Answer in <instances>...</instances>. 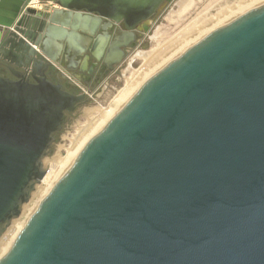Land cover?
<instances>
[{
	"label": "water",
	"instance_id": "1",
	"mask_svg": "<svg viewBox=\"0 0 264 264\" xmlns=\"http://www.w3.org/2000/svg\"><path fill=\"white\" fill-rule=\"evenodd\" d=\"M169 1L55 0L51 11L25 5L0 29V239L86 102L48 79L54 43L70 61L103 59L113 71L121 40ZM82 11L127 32L93 41L100 19L90 24ZM0 264H264V1L146 80L41 199Z\"/></svg>",
	"mask_w": 264,
	"mask_h": 264
},
{
	"label": "rangeland",
	"instance_id": "2",
	"mask_svg": "<svg viewBox=\"0 0 264 264\" xmlns=\"http://www.w3.org/2000/svg\"><path fill=\"white\" fill-rule=\"evenodd\" d=\"M182 1L183 0H170L160 9L158 14L151 19L149 30L139 36L137 44L133 50L128 53L126 62L121 69V74H115L101 87H98L99 84H96L95 89L97 90L93 95H90L91 99H89L87 103L80 105L73 113V116L68 118L61 132L55 137V141L51 147V153L47 156L44 165L46 170L45 177L53 173L50 175L47 182L42 181L39 187L35 188L30 200L25 204L26 207L24 211L21 212L20 216L15 219L16 221L13 222L2 236V241H0V245H2L3 248L2 250H5L14 241L37 208L41 199L46 195V191L59 178V174L61 175V167L59 166V168H57V166L54 169L52 165L55 163L56 159L61 160L67 158L69 148L72 146L73 139L79 135L80 128L88 125L89 119L97 117L100 118V123L98 122L100 126L97 124L98 126L96 128L98 132L108 121V119L107 121L104 119V122L101 111H108L111 113L112 117L121 106L119 99L120 91L125 88L127 80L131 77L132 73L140 70L144 64V61L136 56L137 53L151 51L157 49V47L159 48L163 44L172 43V41L180 38L183 32L191 29V27L194 29L192 30L193 36H190L189 39L186 40L183 39L185 41L183 44L172 52H169V54H167L168 56H165V58L163 57L162 60L160 59L161 61L159 60V63L157 62L154 65L155 68L153 67L151 69L152 71L150 70V72L154 74L205 37L209 32L230 22L264 0H187V2H189L188 5L186 4L187 7L184 10H180L179 4ZM217 12H223L219 18ZM207 21L209 24H206ZM158 31L160 39L155 41L153 37ZM151 73H149L147 79L152 75ZM85 110H89L91 115L86 117L84 114ZM98 115L101 116L99 117ZM9 231L13 234V237L11 240L6 241L5 238L10 233ZM4 240L6 242H4ZM8 249L9 248L3 252L2 250L0 251V259Z\"/></svg>",
	"mask_w": 264,
	"mask_h": 264
},
{
	"label": "flooded vegetation",
	"instance_id": "3",
	"mask_svg": "<svg viewBox=\"0 0 264 264\" xmlns=\"http://www.w3.org/2000/svg\"><path fill=\"white\" fill-rule=\"evenodd\" d=\"M39 2H50L49 5L56 6L55 0H39ZM166 4L167 2L162 3L150 18L135 24L133 30L131 31L133 34V37L131 39H128L125 42L124 40H121L120 43H125L126 46L121 48L123 52L121 62L114 67L113 71H109L107 69V66L105 65L103 59L99 62L94 60V64L89 66L80 65L76 69L74 64L75 61L68 60L65 68L63 69H60L55 63H50L46 72L48 75V79L53 83L60 82L69 93L85 94V103H87L89 99H91L90 95H93L97 90L95 89L96 84H99L98 87H101L102 85L107 83V81L115 74H121V69L126 62L128 53L132 51L137 44L139 36L143 35L149 30L151 19L156 16L160 9L163 8ZM78 13L80 19L86 18L88 19V21H90V24L94 23L95 20L100 19V24L97 28V32L95 36L92 37L93 41L97 36H103L104 32H107L111 37V40L109 42H117L116 38L123 36V34L127 32L126 26L123 23H115L113 21H109L102 18L99 14L96 13H89L87 11ZM74 14L75 12H73V15ZM103 27H105V31L103 30ZM71 74H79V76L76 77ZM29 81L34 83V79L32 77H29Z\"/></svg>",
	"mask_w": 264,
	"mask_h": 264
},
{
	"label": "bare ground",
	"instance_id": "4",
	"mask_svg": "<svg viewBox=\"0 0 264 264\" xmlns=\"http://www.w3.org/2000/svg\"><path fill=\"white\" fill-rule=\"evenodd\" d=\"M187 0H183L180 4H179V8L180 10H184L187 6L186 4L188 5L189 2H187ZM263 2V1H262ZM261 3V2H260ZM226 10V9H225ZM222 11V10H221ZM180 13V12H179ZM218 13V12H217ZM223 12L221 13H218V18L220 15H222ZM206 24H209V22L207 21ZM205 24V25H206ZM192 27L191 29H188L187 31L183 32V35L180 37V38H177L175 41H172L169 42L168 44H163L161 45L159 48L157 47V49H154V50H151V51H147V52H139L136 54V56L138 58H140L141 60L144 61V64L142 66V68L138 71H135L132 73L131 77L128 78L127 80V83H126V86L125 88H123L122 91H120V94H119V99H120V103H121V106L117 109V111L113 114V116L126 104V102L131 98V96L140 88V86L142 85V83H144V81H146L145 79H147L150 70L154 67V65L158 62L159 63V60L165 56H168L167 54H169V52H172L173 50H175L176 48H178L181 44H183L186 40V39H189L190 36H193V32H192ZM213 31V30H212ZM210 33V32H209ZM208 33V34H209ZM182 34V33H181ZM159 31L157 33H155L154 37H153V40L157 41L159 38ZM184 39V40H183ZM174 40V39H173ZM160 41V40H159ZM158 46H159V43H158ZM160 60V61H161ZM159 65V64H157ZM155 68V67H154ZM152 71V70H151ZM152 74V73H151ZM155 74V73H154ZM153 75V74H152ZM150 75V77L152 76ZM149 77V78H150ZM148 78V79H149ZM147 79V80H148ZM141 84V85H140ZM140 85V86H139ZM139 86V87H138ZM138 87V88H136ZM136 88V90H135ZM134 91V92H133ZM133 92V93H132ZM131 95V96H130ZM119 103V104H120ZM91 111V110H90ZM106 111V110H105ZM105 111H101V114L103 115V120L105 119L108 121L113 117H111V113H109L108 111L105 112ZM85 116L88 117L90 114L89 110H85L84 112ZM99 116V115H98ZM101 116V115H100ZM99 116V117H100ZM99 119V120H97ZM89 124L88 125H85L83 128H80V133H78L79 135L73 139V143H72V146L69 148V151H68V155H67V158L66 159H56L55 163H53L52 167L55 169L57 166V168H59V166L61 167V175L59 174V178L52 184V186L46 191L45 194H47V192L54 186V184L62 177V175L66 172V170L69 168V166L71 165V163L73 162V160L75 159V157L78 155V153L82 150V148L88 143V141L97 133L96 131V128L97 126L99 125V121H100V118H94V119H89ZM104 120V122H105ZM107 121V122H108ZM99 122V123H98ZM106 122V123H107ZM105 123V124H106ZM98 124V125H97ZM104 124V125H105ZM103 125V126H104ZM100 126V125H99ZM102 126V127H103ZM79 130V129H78ZM96 131V132H95ZM52 171V170H51ZM53 173V172H52ZM51 173V174H52ZM50 174V175H51ZM50 175H48L47 177H44L43 178V182H47V180L50 178ZM58 175V174H57ZM41 181V182H42ZM39 185L36 187L38 188ZM26 205L23 206L22 208V211H24ZM23 215V214H22ZM16 220H13L11 225L13 224V222H15ZM16 224V223H15ZM10 225V226H11ZM15 226V225H14ZM9 229V228H8ZM10 232V231H9ZM13 237V234L10 232L5 240H11V238ZM2 239V237H1ZM0 239V241H2ZM16 239V238H15ZM14 239V240H15ZM4 240V242H6ZM13 243V242H12ZM11 243V244H12ZM10 244V245H11ZM4 245V244H3ZM10 245L7 247L9 248ZM6 248V249H7ZM2 245H0V251L2 250ZM5 249V250H6ZM5 250H2L5 251Z\"/></svg>",
	"mask_w": 264,
	"mask_h": 264
},
{
	"label": "crops",
	"instance_id": "5",
	"mask_svg": "<svg viewBox=\"0 0 264 264\" xmlns=\"http://www.w3.org/2000/svg\"><path fill=\"white\" fill-rule=\"evenodd\" d=\"M50 2H39V0H0V29L7 28L12 26L17 18L20 10L25 6L28 5L29 7L35 9H48L51 11ZM65 44L55 42L53 45L52 50V57L53 63H55L60 69L65 68L68 60L69 54L65 53ZM75 69L78 68L80 65L89 66L94 64V60L88 59L85 64H83V57H79L75 59ZM3 74L7 77H10L9 72L3 71ZM73 76L78 77L79 74H71Z\"/></svg>",
	"mask_w": 264,
	"mask_h": 264
}]
</instances>
